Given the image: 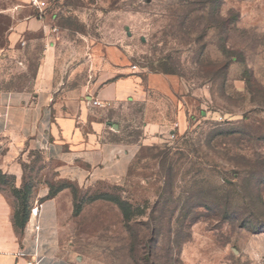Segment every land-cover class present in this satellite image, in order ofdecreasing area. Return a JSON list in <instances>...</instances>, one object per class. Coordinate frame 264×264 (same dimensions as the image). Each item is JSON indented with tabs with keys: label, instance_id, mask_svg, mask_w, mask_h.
Wrapping results in <instances>:
<instances>
[{
	"label": "rangeland",
	"instance_id": "rangeland-1",
	"mask_svg": "<svg viewBox=\"0 0 264 264\" xmlns=\"http://www.w3.org/2000/svg\"><path fill=\"white\" fill-rule=\"evenodd\" d=\"M46 1L40 18L33 0H0V94L32 91L48 53L64 88L102 73L103 85L125 64L180 89L159 99L150 129L143 100L109 107L114 138L140 144L115 180L70 174L35 148L11 172L0 137V196L15 201L17 237L47 185L41 201L62 193L75 264H264V0Z\"/></svg>",
	"mask_w": 264,
	"mask_h": 264
},
{
	"label": "crops",
	"instance_id": "crops-1",
	"mask_svg": "<svg viewBox=\"0 0 264 264\" xmlns=\"http://www.w3.org/2000/svg\"><path fill=\"white\" fill-rule=\"evenodd\" d=\"M51 61L52 54L48 53L32 91L0 94V137L8 144L9 170L23 172L18 155L24 158L35 148L48 159L64 162V169L70 174L109 180L123 176L140 144L114 138L122 132V126L107 114L109 107H126L143 100L150 129L155 121L149 116H164L158 111L162 106L159 99L170 101L180 88H175L174 80L163 73H151L144 81L142 75L125 64L113 65L111 71L117 74L103 85H97L102 73L93 87L64 88L53 76ZM94 99L102 104H94ZM174 102L173 123L182 128L186 121L182 101ZM48 192L47 185L42 187L34 205L39 204V233L34 231L37 219L31 218L30 213L19 237L14 227L15 201L0 196V264H75L61 240L62 193L41 201L40 197Z\"/></svg>",
	"mask_w": 264,
	"mask_h": 264
},
{
	"label": "built area",
	"instance_id": "built-area-1",
	"mask_svg": "<svg viewBox=\"0 0 264 264\" xmlns=\"http://www.w3.org/2000/svg\"><path fill=\"white\" fill-rule=\"evenodd\" d=\"M35 8L38 10L40 14V18H43V15L45 13V9L48 7L46 0H33ZM94 104L101 105L102 102H100L98 99H94ZM39 215V204L37 202V205L32 209L31 211V218L35 217L37 219L36 223L34 224V231L36 235L39 233L41 226L38 220Z\"/></svg>",
	"mask_w": 264,
	"mask_h": 264
},
{
	"label": "water",
	"instance_id": "water-1",
	"mask_svg": "<svg viewBox=\"0 0 264 264\" xmlns=\"http://www.w3.org/2000/svg\"><path fill=\"white\" fill-rule=\"evenodd\" d=\"M114 127H115V128H117V126H116V125H115Z\"/></svg>",
	"mask_w": 264,
	"mask_h": 264
}]
</instances>
